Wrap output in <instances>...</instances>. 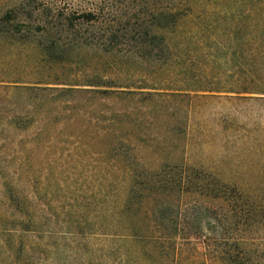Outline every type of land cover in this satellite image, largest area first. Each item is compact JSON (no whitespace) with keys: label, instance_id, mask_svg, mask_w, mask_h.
<instances>
[{"label":"trees","instance_id":"trees-1","mask_svg":"<svg viewBox=\"0 0 264 264\" xmlns=\"http://www.w3.org/2000/svg\"><path fill=\"white\" fill-rule=\"evenodd\" d=\"M75 96L107 103L111 150L161 98L264 103V0H17L0 16V160L22 165L40 146L43 128L27 134L38 106ZM126 168L121 264H176L188 233L168 224L191 196L200 202L187 217L218 228L204 236L201 264H264V191L186 165ZM6 186L0 246L15 236L23 252L29 200Z\"/></svg>","mask_w":264,"mask_h":264},{"label":"rangeland","instance_id":"rangeland-1","mask_svg":"<svg viewBox=\"0 0 264 264\" xmlns=\"http://www.w3.org/2000/svg\"><path fill=\"white\" fill-rule=\"evenodd\" d=\"M16 2L0 0V16ZM88 104L90 121L84 114ZM107 107L103 99L80 96L69 104H41L27 133L43 128L40 146L23 156L22 165L0 160V212L9 184L29 200L30 217L23 220L31 218L23 252L18 238L15 245L9 238L0 246V264H121L126 233L116 214L132 186L128 164L140 172L168 163L198 167L226 183L264 191V103L225 96L161 98L140 114L130 138H116L114 150L113 137L103 131ZM179 201L185 211L168 226L187 232L188 241L180 242L175 263L201 264L204 236L212 237L217 224L187 217L197 198ZM137 210L134 205L132 213Z\"/></svg>","mask_w":264,"mask_h":264}]
</instances>
